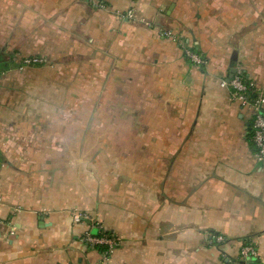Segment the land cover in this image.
<instances>
[{
  "label": "crops",
  "instance_id": "crops-1",
  "mask_svg": "<svg viewBox=\"0 0 264 264\" xmlns=\"http://www.w3.org/2000/svg\"><path fill=\"white\" fill-rule=\"evenodd\" d=\"M103 2L0 0L4 104L17 86L43 95L51 79L99 73L115 90L142 93L126 104L148 111L133 116L148 129L131 131L128 147L108 140L118 131L77 130L68 119L67 130L42 129V98L25 99L35 109L22 120L0 115V264H264L251 111L223 85L240 67L264 91V0ZM131 9L150 26L128 19ZM166 31L206 64L191 63ZM75 212L120 242L108 259L81 242L88 225ZM245 246L257 257L244 260Z\"/></svg>",
  "mask_w": 264,
  "mask_h": 264
},
{
  "label": "rangeland",
  "instance_id": "rangeland-1",
  "mask_svg": "<svg viewBox=\"0 0 264 264\" xmlns=\"http://www.w3.org/2000/svg\"><path fill=\"white\" fill-rule=\"evenodd\" d=\"M105 76L102 78L99 73L91 75L77 73L73 76L70 75L69 80L67 76L64 80L60 76L62 80H50V82L53 81L50 89L45 84L44 90L40 92L43 95L30 94L27 90L17 86L12 90L10 95L12 105L4 104L6 100L4 101L3 94L0 96V115L4 118L3 114L12 113L19 120H22L26 116L33 114L35 109L34 106L27 107L24 102L25 99L29 97L42 98L44 104L37 107V110L41 109L37 114H43L44 116V127L40 126L42 129L67 130L69 129L67 128L68 122L64 120L68 119L70 120V126L77 130L86 128L90 129L93 133L101 130L112 131V135H114V131H118L121 134L117 135L116 138H108V140L115 141L116 145L121 147L133 146L134 135L131 131L148 129V123L132 121L133 116L147 113V106L126 104L128 99L138 93H132L129 90L113 89L112 86L115 87L116 84L106 83L107 77ZM42 78L44 81L49 82V75L44 74ZM118 84H121V82ZM138 96L143 97L144 95L139 92ZM138 96H134V99ZM128 101L132 102L131 99ZM117 114L125 116L123 121H105L109 119V115L115 116ZM41 140H43V145L46 148L51 145L50 142L54 141V139L48 138ZM142 141L143 139L141 138Z\"/></svg>",
  "mask_w": 264,
  "mask_h": 264
},
{
  "label": "built area",
  "instance_id": "built-area-1",
  "mask_svg": "<svg viewBox=\"0 0 264 264\" xmlns=\"http://www.w3.org/2000/svg\"><path fill=\"white\" fill-rule=\"evenodd\" d=\"M94 9H105L107 5L103 0H87ZM127 18L150 26L149 22L143 18H138L134 9L127 13ZM164 38L177 42L183 48L186 58L197 66H204L206 61L192 49L184 45V41L171 31L163 34ZM25 66H34L45 64L43 58H28L24 60ZM231 89V101L239 104L241 107L251 111V126L253 133V144L255 147V157L264 169V91L260 90L256 83L246 77L242 68H237L228 82L223 84ZM73 220L76 224H87L88 230L81 238V242L91 249H103V257L108 259L115 251L120 242L103 226L97 222L91 215L84 212H75ZM97 231V234H94ZM241 256L248 261L257 257V251L253 246H245L241 250Z\"/></svg>",
  "mask_w": 264,
  "mask_h": 264
},
{
  "label": "trees",
  "instance_id": "trees-1",
  "mask_svg": "<svg viewBox=\"0 0 264 264\" xmlns=\"http://www.w3.org/2000/svg\"><path fill=\"white\" fill-rule=\"evenodd\" d=\"M7 66H8V64L7 65L0 64V72L2 73V72H6L7 70H9V68ZM252 137H253L252 126L250 125L249 126V137L248 138H249V141H250L251 145L253 146V150L255 152V147H254V144H253ZM98 250L103 251V249H98Z\"/></svg>",
  "mask_w": 264,
  "mask_h": 264
},
{
  "label": "water",
  "instance_id": "water-1",
  "mask_svg": "<svg viewBox=\"0 0 264 264\" xmlns=\"http://www.w3.org/2000/svg\"><path fill=\"white\" fill-rule=\"evenodd\" d=\"M235 73V70H232V72H231V75H230V79H231V77H232V75ZM94 234H97V231H94ZM256 261V259H254V260H252L251 262H249L250 264H252V263H254ZM244 262H242V264H243Z\"/></svg>",
  "mask_w": 264,
  "mask_h": 264
}]
</instances>
